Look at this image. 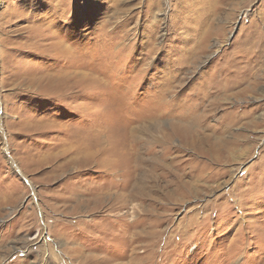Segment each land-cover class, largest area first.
<instances>
[{"label":"rangeland","instance_id":"374dc122","mask_svg":"<svg viewBox=\"0 0 264 264\" xmlns=\"http://www.w3.org/2000/svg\"><path fill=\"white\" fill-rule=\"evenodd\" d=\"M0 264H264V0H0Z\"/></svg>","mask_w":264,"mask_h":264}]
</instances>
